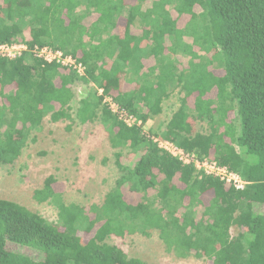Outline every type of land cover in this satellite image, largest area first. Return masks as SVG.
I'll list each match as a JSON object with an SVG mask.
<instances>
[{"label":"trees","instance_id":"1","mask_svg":"<svg viewBox=\"0 0 264 264\" xmlns=\"http://www.w3.org/2000/svg\"><path fill=\"white\" fill-rule=\"evenodd\" d=\"M132 2L0 0V42L26 41L28 29L30 46L51 45L74 56L81 50L79 58L87 67V76H79L27 53L14 60L0 58V165L13 164L30 140L36 141L30 134L41 130L46 118L69 121L68 129L76 120H98L118 149L120 170L104 201L88 208L66 203L55 191L54 179H47L34 198L58 206L56 221L0 197V264H149L109 240L150 236L152 230L180 258L264 264V0ZM92 10L100 16L87 27ZM122 14L128 27L141 23V39L129 31L124 38L112 33ZM187 36L189 43L183 39ZM143 38L151 40L149 48L138 46ZM165 50L190 58L178 70L177 62L160 59ZM147 54L157 64L130 79L137 87L118 91V73L128 81V75L144 68ZM106 58L113 62L109 69L101 64ZM217 69L220 76L211 74ZM93 83L104 89L103 95ZM79 84L87 90L76 101L74 86ZM176 87L181 105L160 133L240 174L251 182L246 189L212 176L199 178L194 167L158 148L142 127L126 125L104 102L113 97L146 123L162 112ZM190 116L208 129L191 134ZM125 150L132 155L126 163ZM210 190L213 195L206 201L203 195ZM233 226L241 230L237 235L231 233Z\"/></svg>","mask_w":264,"mask_h":264},{"label":"rangeland","instance_id":"2","mask_svg":"<svg viewBox=\"0 0 264 264\" xmlns=\"http://www.w3.org/2000/svg\"><path fill=\"white\" fill-rule=\"evenodd\" d=\"M186 41L192 39L186 37ZM186 63L187 59L181 58V68ZM80 90L85 93L87 86ZM80 90L75 88V100L80 98ZM179 93V89L174 90L166 101L169 116L179 107ZM233 118L234 113L230 112L229 119ZM68 124L69 121L54 123L46 118L42 129L30 134L31 137H37L36 141L30 140V144L13 164L0 165L1 198L23 204L50 221L57 220L58 206L34 198V191L42 188L49 178L54 179V189L62 194L66 203L76 202L88 208L92 203L104 201L107 192L115 186L120 176L115 156L118 149L112 147L109 133L98 120L89 124H81L76 120L71 129L67 128ZM207 129L206 123H193L194 132ZM143 130L161 134L156 120L154 123H145ZM129 153V150L123 153L122 161L125 163L132 156L130 154L129 157ZM148 194L153 195L154 191ZM212 195L213 191L210 190L203 195V199L207 201ZM240 231L237 226L231 228L233 235ZM109 241L122 247L129 256L139 257L149 264H212L206 258L176 256L167 249L157 230H152L150 236L136 233L123 238L113 236Z\"/></svg>","mask_w":264,"mask_h":264},{"label":"built area","instance_id":"3","mask_svg":"<svg viewBox=\"0 0 264 264\" xmlns=\"http://www.w3.org/2000/svg\"><path fill=\"white\" fill-rule=\"evenodd\" d=\"M28 40H30L29 37L26 41L10 40L0 42V58L14 60L23 57L27 53L43 63L58 64L66 72L73 71L80 76H87V67L78 56L66 53L64 50L51 45L34 44L30 46ZM93 86L98 90L99 95H103L104 89L102 87L94 83ZM104 102L108 105L112 113L126 125L130 127H142L143 129L145 123L137 115L130 113L125 107L120 105L113 97L106 96ZM143 134L150 138L158 148L178 159L183 165L194 167L199 178L212 176L239 190L246 189L251 183L240 174L230 170L227 166L217 163L212 156L200 158L195 152L186 150L174 141L162 137L160 134H151L144 130Z\"/></svg>","mask_w":264,"mask_h":264},{"label":"crops","instance_id":"4","mask_svg":"<svg viewBox=\"0 0 264 264\" xmlns=\"http://www.w3.org/2000/svg\"><path fill=\"white\" fill-rule=\"evenodd\" d=\"M125 3H128V4H131V3H133L132 2V0H125ZM99 16H100V14L98 13V12H96V11H94V10H92V12L91 13H89L88 15H87V20H86V22H85V25L87 26V27H89V26H91L92 24H95V23H97V21H98V19H99ZM119 22H118V27H116L114 30H113V32L112 33H116V34H119V36L121 37V38H124V37H126V34L128 33V31H129V33L131 34V35H133L137 40H139V39H141L142 37V35L145 33L144 32V30H143V27H142V25H141V23L138 21L137 23H136V25L135 26H131V27H128L127 26V20H126V18H125V14H122L121 16H119ZM25 36H26V38H30V39H32L31 38V36H30V31L27 29L26 31H25ZM188 37V36H187ZM191 38V37H190ZM184 39V41L185 42H187V43H189V42H191V41H186V37H184L183 38ZM86 40L88 41L89 40V37L87 36L86 37ZM94 42H98V40H94ZM149 44H151V40H149V39H147V38H143L142 40H140V42H139V44H138V46L139 47H141L142 49H144V48H149ZM133 46V45H132ZM83 55V53H82V51L80 50L79 52H78V57H81ZM147 55H150V54H147ZM188 55V54H187ZM186 54H179V55H177L176 57H175V55H172V54H170L169 53V51L168 50H165L164 52H163V54L162 55H159L160 56V59H164L163 61L166 63V64H171V63H175V62H177V66H178V70H182V68H181V65H180V62H181V58H185V59H189L190 58V56H187ZM112 60H111V58H106L105 60H103V62H101V64L105 67V68H107V69H109L111 66H112ZM135 66H137L136 65V63L135 62H132ZM100 64V65H101ZM142 64L144 65V68L142 69V70H140L139 72H137V74H132L133 76H129L128 75V81H127V78H126V75H125V73H123V72H119L118 73V77L120 78V86H119V89H118V91H121V92H123V91H130V89L133 87V88H135V87H137V83L135 82L134 83V85H132L133 84V82H131L130 81V79H134V78H136V77H138L139 75L142 77L144 74H146V73H148L149 72V70L150 69H152L156 64H157V62H156V57L154 56V55H150V56H148V57H145V58H143L142 59ZM212 69H214L213 67H212ZM220 72H221V70L220 69H217V70H212L211 71V74H216V75H218V76H220ZM80 76V75H79ZM58 81H60V80H58ZM76 89H78L79 88V90L82 88V87H86V85L85 84H79V85H75L74 86ZM176 89H179V87L177 88H175V89H173V90H171V92H173L174 90H176ZM116 90L117 89H114V92L116 93ZM76 92V91H75ZM84 95V93H82V90H80L79 91V96L81 97V96H83ZM178 98H179V100L181 99V94L179 93V95H178ZM80 99V98H79ZM78 99V100H79ZM78 100H76V101H78ZM166 101H167V99L163 102V104H162V107H163V110H162V112H160L159 114H157L154 118H151V119H149L146 123H154L155 122V120H156V123H157V129H160L161 128V125L165 122H167L171 117H172V115L174 114V112L175 111H173L172 112V114L169 116V113H170V111H169V108H168V106L166 105ZM191 106H190V108L191 109H193L194 107H195V98L192 96V98H191ZM180 105H181V102L179 103V107H180ZM178 107V108H179ZM49 119V118H48ZM190 121H191V123H192V132H191V134H194V133H196V131L194 132L193 131V123L194 122H196V123H202V124H204L205 122L204 121H200V120H197V119H195V117L194 116H190ZM229 119V118H228ZM232 119H229V121H231ZM152 125V124H151ZM153 126H155V125H153Z\"/></svg>","mask_w":264,"mask_h":264},{"label":"clouds","instance_id":"5","mask_svg":"<svg viewBox=\"0 0 264 264\" xmlns=\"http://www.w3.org/2000/svg\"><path fill=\"white\" fill-rule=\"evenodd\" d=\"M143 132V131H142ZM162 137H164L162 134H160ZM164 138H166V137H164ZM148 139H150V138H148ZM167 139H169V138H167ZM151 140V139H150ZM171 140V139H170ZM152 141V140H151ZM173 141V140H172ZM153 142V141H152ZM178 145V144H177ZM180 146V145H179ZM182 147V146H181Z\"/></svg>","mask_w":264,"mask_h":264}]
</instances>
